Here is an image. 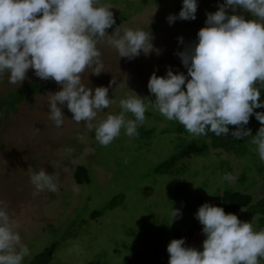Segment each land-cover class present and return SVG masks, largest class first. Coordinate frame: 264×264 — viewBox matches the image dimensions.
<instances>
[{"label":"rangeland","instance_id":"rangeland-1","mask_svg":"<svg viewBox=\"0 0 264 264\" xmlns=\"http://www.w3.org/2000/svg\"><path fill=\"white\" fill-rule=\"evenodd\" d=\"M101 3L110 4V10L119 19L113 29L107 30L109 35L117 27H120V35L124 28L148 30L153 37V51L147 56L141 52L129 60L119 57L117 50L106 41L97 45L102 53L104 71L93 75L91 68L86 69L82 83L93 90L109 87L112 81L115 83L111 84L108 93L112 103L98 112L94 124L108 114H119L122 111L119 101L130 95V91L154 102L155 96L147 88L153 73L164 77L171 68L174 74L187 75V69L176 53L197 42V33L205 26L207 14L214 13L225 0H197L195 20L177 18L171 25L167 17L170 14L178 17L183 0H101ZM227 11L234 14L231 8ZM235 14H241L245 19L253 18L239 6ZM178 37H182L184 43H179ZM26 77L20 84H11L5 73L0 77V93L10 94L37 76L29 69ZM41 84L39 92L17 100L16 109L0 119V200L9 204L12 218L20 225L17 230L21 243L30 250L31 254L24 258L23 264H31L38 252L58 238L64 239L62 245L68 241V246L60 244V252L49 264H168L167 245L175 238V231L194 227L198 208L215 200V188L222 191L221 177L231 167L229 173L237 177L241 171L240 162L251 163L247 155L239 159L232 156L230 165L219 166L210 159L196 157L186 172L154 174L157 161L166 158L176 144L174 132L163 131L172 127L171 121L150 108L151 113L158 115V118H152L154 122L147 118V124L155 129L150 146L139 149L134 138H129L122 129L120 136L105 147L93 140L95 131H89L87 122L76 123L72 119L66 104L58 103L65 119L60 127H56L49 118L48 94L61 90V86L51 79H41ZM260 101L264 102V89H261ZM126 117L132 119L128 113ZM260 127L259 123L255 134ZM69 148L74 150L69 153ZM226 156L225 152L221 154V157ZM210 158H217L214 151ZM200 161L206 165H203L205 170L202 172L201 169L195 176L196 164ZM77 163L88 167L92 174L90 183H76L73 174ZM29 169L32 172L45 169L51 175L58 173V191L45 190L33 196L35 189L30 182ZM249 176L257 179L251 191L261 196L264 178L256 174L255 169ZM207 177L211 181L203 185ZM114 196L122 198L121 204L107 207ZM172 208L182 215L171 220ZM93 210H100L102 214L92 218ZM73 216L78 221L73 223L75 227H70ZM83 219H88V226ZM202 227L195 230L185 243L186 247L203 250L206 236ZM75 229L78 231L73 236ZM77 243L81 249L79 254L70 251Z\"/></svg>","mask_w":264,"mask_h":264},{"label":"clouds","instance_id":"clouds-1","mask_svg":"<svg viewBox=\"0 0 264 264\" xmlns=\"http://www.w3.org/2000/svg\"><path fill=\"white\" fill-rule=\"evenodd\" d=\"M237 6L253 18L235 14ZM197 7V0H183L178 17L170 14L168 23L177 18L195 20ZM111 8L101 0H0V77L7 73L11 84H20L33 69L38 78L55 81L61 90L48 94L49 118L60 127L65 116L58 103L66 104L72 119L87 122L89 131L94 130L95 139L105 147L122 129L129 138L137 137L146 111L152 108L194 136H206L209 131L217 137L228 136V126H235L231 136L237 140L251 136L254 150L264 162V112H254L264 108L260 101L264 89V0H225L214 13L207 14L197 42L176 53L187 75L174 74L171 68L164 77L153 73L147 88L154 94V102L129 90L131 94L119 101V114H108L94 124L98 112L112 103L108 93L115 83L94 90L82 83L86 69L91 68L93 75L104 71L97 45L106 41L119 57L129 60L153 51L148 30L124 28L120 35L117 27L108 34L106 30L116 23ZM229 8L234 14H228ZM177 39L184 43L182 37ZM127 113L134 119H128ZM253 115L261 124L254 136L245 128ZM73 150L67 149L69 153ZM29 175L33 196L45 190L58 191V173L29 169ZM235 179L227 173L221 183ZM170 214L171 220L182 215L173 208ZM195 216L206 236L203 250L186 247L184 238L172 239L167 245L168 264H261L264 260V228L256 230L250 221L242 222L237 215L207 202ZM19 227L9 204L0 200V264H23L31 254L21 243ZM73 250L81 252L78 243Z\"/></svg>","mask_w":264,"mask_h":264},{"label":"trees","instance_id":"trees-1","mask_svg":"<svg viewBox=\"0 0 264 264\" xmlns=\"http://www.w3.org/2000/svg\"><path fill=\"white\" fill-rule=\"evenodd\" d=\"M114 19L116 23L112 26V28H109L107 30L113 29L119 23V19L117 18V16L114 15ZM41 87V79L36 77L34 80L26 82L24 85H21V87L16 88V90L12 93L10 92V94H7V92H1L0 119L6 117L8 112H10L11 110L16 109L17 100L23 97H28L33 93L39 92L42 89ZM254 112H264V108L254 109ZM128 114L131 116L132 119H134V116L131 113ZM145 116V122L140 125L137 129L139 135L137 137H134V141L139 144V149L150 146L152 144V140L155 137V129L147 123L148 121L154 122L152 118H158V115L153 114L151 113V111L148 110L146 111ZM259 123L260 122L253 115L250 117L249 123L245 126V128L251 129V134L254 136ZM171 126L172 127L169 130L163 129V131L174 132L176 144L172 148L170 154L166 156V158L161 161H157V163L153 167V173L157 175H176L186 172L188 170V165H191L193 163V159L196 157L210 159L209 161H213L219 166L223 164L230 165V157L232 156L239 159V157L247 155L251 159V163L242 164L239 161L241 164V171L234 182L230 183L229 181H223V183H221L222 177L220 176V184L223 188L221 192L218 188H215V200L211 203V205L222 207L226 214L232 213L237 215V217L242 222L250 221L254 225L256 230L264 228V185L262 186L261 196L258 197L254 192L251 191V189L257 183V179L252 176H249V172L252 169H255L256 174L261 175V177L264 178V163L259 159L258 153L254 150L256 146L251 143L252 137H243L238 140L234 139L231 136V132L235 131L236 129L235 126L232 125L228 126L229 135L220 137H217L214 133L210 131L207 133L206 136L191 135L177 121H171ZM93 140L95 141V138H93ZM212 151H214V154H216V159L210 158ZM224 152L227 154V156L221 157V154ZM202 163L204 162L200 161L198 164H196L198 165V168L196 169L197 172L194 173L195 176L200 173L199 171L201 169L202 172L205 170L206 165ZM230 170L229 172H231ZM73 175L76 183L78 184H88L90 183V179L92 177V174L84 163L76 164ZM210 181V178H205L203 185L209 184ZM87 194L85 197L88 196ZM121 202L122 198H120L119 196H114L109 201L107 207H117L121 204ZM101 214L102 211L100 210H93L91 212L92 218L98 217ZM73 217L70 218V227H75L76 224L73 223L75 221H78L75 217ZM82 221L86 223V226H88V219H83ZM193 225L194 227L187 228L186 231H175L174 239L184 238L186 243L194 235L195 230L199 226H201L197 219ZM77 231L78 229L74 230L73 236ZM65 239L68 240V238L66 237ZM62 240L64 239L58 238L48 246H45L42 251L38 252L33 257L30 263H51L53 261V257H55V255L60 252V247L68 246V241L62 245ZM167 258L169 259V256Z\"/></svg>","mask_w":264,"mask_h":264}]
</instances>
